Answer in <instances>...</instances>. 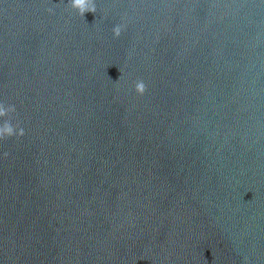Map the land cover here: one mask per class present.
I'll list each match as a JSON object with an SVG mask.
<instances>
[{
	"label": "water",
	"instance_id": "obj_1",
	"mask_svg": "<svg viewBox=\"0 0 264 264\" xmlns=\"http://www.w3.org/2000/svg\"><path fill=\"white\" fill-rule=\"evenodd\" d=\"M68 3L0 0V264H264V0Z\"/></svg>",
	"mask_w": 264,
	"mask_h": 264
},
{
	"label": "clouds",
	"instance_id": "obj_2",
	"mask_svg": "<svg viewBox=\"0 0 264 264\" xmlns=\"http://www.w3.org/2000/svg\"><path fill=\"white\" fill-rule=\"evenodd\" d=\"M68 7H70L73 11L77 12L78 15L84 18L85 13H96V5L95 0H69ZM51 11V9H50ZM122 34V27L116 26L113 28V37L119 38ZM121 78V73L120 77ZM135 92L138 95H143L146 91V85L139 81L135 84ZM15 112V107H5L3 103H0V119H4L9 116L11 113ZM24 135V131L22 128H14L9 121H5L2 125H0V141H4L7 138H11L13 136L22 137ZM5 155H7L5 153Z\"/></svg>",
	"mask_w": 264,
	"mask_h": 264
}]
</instances>
